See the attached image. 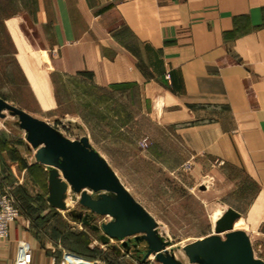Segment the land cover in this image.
<instances>
[{"label": "crops", "instance_id": "crops-1", "mask_svg": "<svg viewBox=\"0 0 264 264\" xmlns=\"http://www.w3.org/2000/svg\"><path fill=\"white\" fill-rule=\"evenodd\" d=\"M9 1V12H0L2 98L31 114L78 117L83 99L130 87L174 129L181 160L195 153L196 174L213 175L215 194L227 169L243 177L248 204L219 195L220 202L241 215L246 208L249 220L264 218V0H17L18 14ZM8 85L25 90V100L3 92ZM69 104L77 108L64 109ZM21 139L0 131V190L20 173L46 192L34 198L20 183L13 190L21 213L0 241V264L16 263L21 240L31 244V264H61L65 251H93V235L55 216L48 168L35 156L28 161L21 147L32 148ZM109 249L87 259L102 263L126 252Z\"/></svg>", "mask_w": 264, "mask_h": 264}, {"label": "rangeland", "instance_id": "rangeland-1", "mask_svg": "<svg viewBox=\"0 0 264 264\" xmlns=\"http://www.w3.org/2000/svg\"><path fill=\"white\" fill-rule=\"evenodd\" d=\"M19 3L17 0L13 2L15 14L21 13ZM9 5V0H0V12H6V6L9 12ZM25 19L24 25L28 27L31 22H27L29 19L27 16ZM126 89L125 92L119 89L110 90L104 96L88 98L87 102L83 99L84 103L79 107L80 111H83L78 117L72 114H47L43 111H35L32 115L47 121L70 139L89 136L87 138L92 147L106 159L135 199L154 216L160 233L171 241L175 256L182 262L189 263L183 246L212 233L214 216L221 215L228 208L226 204L218 200V196L221 195L231 203L247 205L251 194L242 190L245 188L243 177L237 176V171L230 169L226 171L230 176L224 182L222 181V193L215 194L212 190L215 183L213 175L196 174L194 171L196 154H191L187 160H181L182 146L177 144L180 138L177 137L174 129L164 122V115L160 111L150 114L149 101L138 98L134 89L130 87ZM3 92L15 101L25 100L22 97L26 92L20 86H5ZM24 105L30 109H36V106L30 102ZM156 105L160 108L159 100ZM72 108L77 106L69 104L64 107V109ZM6 114V117L0 118L1 133L9 138L19 139L22 142L21 138H24L26 141L25 131L17 123V118ZM145 139L147 145L142 146L141 143ZM21 148L28 161L34 162L33 148L31 147L32 151L25 146ZM214 163L227 164L220 160H215ZM19 174L17 183L12 187L7 186L15 196L13 190L19 183L25 186L24 188L31 192L34 198L39 193L46 192L45 188L35 187L34 182L28 180L25 174ZM231 183L234 184L233 187L229 186ZM202 187L205 190L210 188L211 191H201ZM16 199L19 202L17 196ZM68 202L72 204L69 200ZM68 207L69 210L85 211L79 202V196L75 203ZM55 212V216L67 218L70 226L78 228L80 232L87 231L93 235L91 244L96 250L98 249L97 251L102 252L103 248L110 251V247L113 249V247L121 246V241L117 239L111 241L109 246L108 244L101 246L97 233L94 235L92 228L86 225L82 218L74 219L69 211L56 210ZM241 212L243 214L236 220L242 221L238 229L248 233L255 255L264 259V218L249 220L246 216L248 210L241 208ZM108 219H110L109 216L95 214L92 223L99 224ZM140 248H143V244ZM126 252L124 250L122 254L125 255L120 258L115 257L114 254L109 255L103 259L102 263L161 264L153 255L143 261L142 252L141 257H137L132 248Z\"/></svg>", "mask_w": 264, "mask_h": 264}, {"label": "water", "instance_id": "water-1", "mask_svg": "<svg viewBox=\"0 0 264 264\" xmlns=\"http://www.w3.org/2000/svg\"><path fill=\"white\" fill-rule=\"evenodd\" d=\"M6 113L17 118L36 160L48 168V202L69 211L74 219L82 218L104 244L117 239L127 251L142 252L143 261L153 255L161 264H264V259L255 255L248 233L235 228L241 214L233 207L215 220L212 233L183 246L189 263L182 262L175 256L171 241L158 230L154 216L129 192L86 136L70 139L0 96V118ZM69 189L79 194L85 211L69 210L65 201ZM95 214L110 219L93 224L89 220Z\"/></svg>", "mask_w": 264, "mask_h": 264}, {"label": "built area", "instance_id": "built-area-1", "mask_svg": "<svg viewBox=\"0 0 264 264\" xmlns=\"http://www.w3.org/2000/svg\"><path fill=\"white\" fill-rule=\"evenodd\" d=\"M142 146L147 145L146 139L142 141ZM20 208L16 196L10 188L0 190V241L9 235L11 224L20 216ZM32 247L26 240H21L18 244L17 257L15 264H31ZM61 264H107L94 263L71 251H65Z\"/></svg>", "mask_w": 264, "mask_h": 264}, {"label": "trees", "instance_id": "trees-1", "mask_svg": "<svg viewBox=\"0 0 264 264\" xmlns=\"http://www.w3.org/2000/svg\"><path fill=\"white\" fill-rule=\"evenodd\" d=\"M89 221L92 223V220H89ZM85 224L90 226L88 223H85ZM134 251H135V254L137 255V257H141L139 251H136V250H134ZM71 252L76 253V254H78V255H80L82 257L87 258V257H91V256L97 255L100 251H97L96 249H94L93 251H89L88 250V252H87L86 250L82 249V250H79L77 252L76 251H71Z\"/></svg>", "mask_w": 264, "mask_h": 264}, {"label": "bare ground", "instance_id": "bare-ground-1", "mask_svg": "<svg viewBox=\"0 0 264 264\" xmlns=\"http://www.w3.org/2000/svg\"><path fill=\"white\" fill-rule=\"evenodd\" d=\"M3 127H4V126H3ZM69 191H72V190L69 189L68 192L66 193L65 201H66V203H67L68 205H73V204H70V203L68 202V199H70L71 201L75 202L76 199H78L79 194L73 192V194L69 196V194H68ZM91 192H92V191H91ZM92 193H93V192H92ZM95 194H96V193H95ZM215 215H216V214H215ZM218 215H219V214H218ZM218 215L214 216V219H215V220H216V217H218ZM241 224H242V221H241V220L236 221V222H235V228H239Z\"/></svg>", "mask_w": 264, "mask_h": 264}]
</instances>
